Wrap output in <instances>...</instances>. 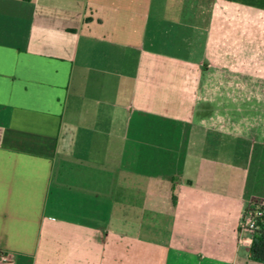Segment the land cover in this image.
<instances>
[{
    "label": "crops",
    "instance_id": "0c3cea01",
    "mask_svg": "<svg viewBox=\"0 0 264 264\" xmlns=\"http://www.w3.org/2000/svg\"><path fill=\"white\" fill-rule=\"evenodd\" d=\"M257 13L0 0V264H264L241 226L264 204V139L193 89L206 60L250 52Z\"/></svg>",
    "mask_w": 264,
    "mask_h": 264
},
{
    "label": "rangeland",
    "instance_id": "374dc122",
    "mask_svg": "<svg viewBox=\"0 0 264 264\" xmlns=\"http://www.w3.org/2000/svg\"><path fill=\"white\" fill-rule=\"evenodd\" d=\"M242 25L249 36L242 37L241 44L250 52L238 55L234 64L231 57L220 63L206 60L214 62L212 69L195 70L202 83L193 87L194 95L196 104L205 100L212 104L211 109L221 111L223 117L216 118V124L230 130H255L264 139V15L257 13Z\"/></svg>",
    "mask_w": 264,
    "mask_h": 264
},
{
    "label": "trees",
    "instance_id": "16d2710c",
    "mask_svg": "<svg viewBox=\"0 0 264 264\" xmlns=\"http://www.w3.org/2000/svg\"><path fill=\"white\" fill-rule=\"evenodd\" d=\"M258 210L263 211V213L256 217L250 256L253 260L264 262V204L251 201L246 208V211Z\"/></svg>",
    "mask_w": 264,
    "mask_h": 264
},
{
    "label": "built area",
    "instance_id": "2783aa9c",
    "mask_svg": "<svg viewBox=\"0 0 264 264\" xmlns=\"http://www.w3.org/2000/svg\"><path fill=\"white\" fill-rule=\"evenodd\" d=\"M263 211H245V214L242 218L241 226L243 229H248L254 232L256 228V217L261 215ZM0 259L7 260V255L0 250Z\"/></svg>",
    "mask_w": 264,
    "mask_h": 264
}]
</instances>
